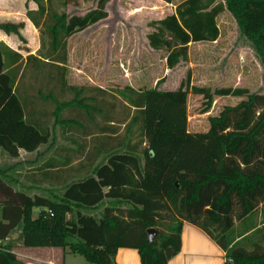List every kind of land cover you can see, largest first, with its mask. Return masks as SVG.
<instances>
[{
  "label": "trees",
  "instance_id": "obj_1",
  "mask_svg": "<svg viewBox=\"0 0 264 264\" xmlns=\"http://www.w3.org/2000/svg\"><path fill=\"white\" fill-rule=\"evenodd\" d=\"M108 2L97 0L94 10L68 16L36 1L37 9L25 15L34 27L41 19L50 21V57L42 58L63 64V55L60 61L49 58L63 51V40L106 19ZM224 11L264 72V0H185L151 23L148 46L166 52L171 71L187 61L189 44L217 40L215 20ZM20 28L0 22L6 35ZM22 60L0 43V153L10 158L49 142L48 132L28 119L30 103L17 94ZM159 82L150 90L122 94L134 110L128 129L138 126L142 139L132 146L127 141L95 145L91 161L99 160L85 178L59 192L31 196L10 174L0 173V264H21L9 244L15 232L21 248L67 250L87 264H116L118 249L136 250L140 264H167L180 251L183 223L216 243L224 252L223 264H264V94L191 87L189 72L175 90H160ZM189 93L202 96L205 113L214 97L244 99L209 118L205 133H189ZM76 96L69 103L54 101L56 122L65 108H86ZM149 229L156 232L151 243Z\"/></svg>",
  "mask_w": 264,
  "mask_h": 264
},
{
  "label": "rangeland",
  "instance_id": "obj_2",
  "mask_svg": "<svg viewBox=\"0 0 264 264\" xmlns=\"http://www.w3.org/2000/svg\"><path fill=\"white\" fill-rule=\"evenodd\" d=\"M36 1L52 13L68 16H82L94 10L97 2L0 0V22L21 24L18 34L0 32V41L23 59L17 94L25 105L30 103L26 110L28 119L49 135V142L36 152L19 151L16 158L0 153V173L10 174L16 183L28 188L31 196L59 192L68 183L90 175L93 163L99 160L91 161L96 154L95 145L109 147L123 141L130 146L138 145L142 139L138 126L128 129L134 110L122 95L127 93L126 89L150 90L160 81L158 89L175 90L189 72L191 87L210 91L237 87L235 89L264 94L262 66L245 40L239 38L234 20L228 14L217 20L226 35V49L199 43L191 45L187 61L170 71L165 66L166 52L150 49L146 37L153 30L151 23L171 15L172 8L160 0H109L105 7L106 19L63 40V51L49 58L60 61L63 55L62 64L43 59L50 57L48 18L45 22L41 19L39 27H34L24 16L26 11L37 9ZM239 45L241 49L236 51ZM27 56L39 60L36 59V63ZM75 96L86 108L74 105L65 108L56 122L54 101L69 103ZM243 99L214 97L205 113L202 96L189 93L188 132L205 133L209 118ZM144 147L140 145L139 150ZM36 179L41 181L33 182ZM235 228L240 231L239 224H235ZM9 244L21 264H87L82 257L60 249H23L19 246L17 232L11 235Z\"/></svg>",
  "mask_w": 264,
  "mask_h": 264
},
{
  "label": "crops",
  "instance_id": "obj_3",
  "mask_svg": "<svg viewBox=\"0 0 264 264\" xmlns=\"http://www.w3.org/2000/svg\"><path fill=\"white\" fill-rule=\"evenodd\" d=\"M184 1L185 0H172L170 4H165L162 1L161 2L165 6L171 7L173 13L175 7ZM30 11H32V9H30ZM25 13L24 16L26 18ZM225 14L228 13L225 11L222 12L220 15L217 16L215 20L216 27L219 32V37L217 38V40H215L214 42L199 43L200 45L209 46L216 49L227 48L226 46L228 44L224 43L226 41V35L222 32L217 21L221 16ZM1 23H6V22H1ZM234 26H235L234 28L237 29L236 24ZM0 43L4 44L9 49V47L5 43L1 41ZM194 44L197 43L189 44L188 48H190L191 45ZM232 44H234V42ZM239 49H241L240 45L236 47V51H238ZM31 54H34V52H32ZM234 60L236 61L237 57H234ZM235 88L237 87H232V89ZM28 250H57V249L42 248V249H28ZM65 252L68 253L67 250ZM114 261L116 264H140L139 255L137 251L133 249H118L115 254ZM224 261H225L224 252L216 245V243L212 239H210L204 232H202L197 227H194L188 223H183L180 232V251L178 254L172 257L167 262V264H223Z\"/></svg>",
  "mask_w": 264,
  "mask_h": 264
},
{
  "label": "water",
  "instance_id": "obj_4",
  "mask_svg": "<svg viewBox=\"0 0 264 264\" xmlns=\"http://www.w3.org/2000/svg\"><path fill=\"white\" fill-rule=\"evenodd\" d=\"M147 239H148V241H149V243H151L152 242V238H153V236L155 235V230L154 229H149V230H147Z\"/></svg>",
  "mask_w": 264,
  "mask_h": 264
}]
</instances>
